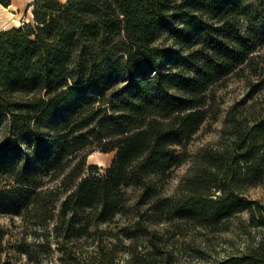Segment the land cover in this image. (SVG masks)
I'll use <instances>...</instances> for the list:
<instances>
[{"label": "trees", "instance_id": "16d2710c", "mask_svg": "<svg viewBox=\"0 0 264 264\" xmlns=\"http://www.w3.org/2000/svg\"><path fill=\"white\" fill-rule=\"evenodd\" d=\"M30 7L31 22L0 30V216L21 223L8 238L0 226V264H177L144 214L115 233L101 225L128 214L131 188L153 199V176L189 160L176 148L213 114L214 86L258 68L264 0ZM224 122L226 140L200 149L148 217L224 231L248 213L244 249L214 264H264V197L248 196L264 183V114ZM95 150L117 153L103 169L87 164Z\"/></svg>", "mask_w": 264, "mask_h": 264}, {"label": "rangeland", "instance_id": "374dc122", "mask_svg": "<svg viewBox=\"0 0 264 264\" xmlns=\"http://www.w3.org/2000/svg\"><path fill=\"white\" fill-rule=\"evenodd\" d=\"M1 5L4 6L0 2V7ZM26 15L28 16V14ZM6 16L8 18L13 17L11 12L6 11L5 13L4 9L0 8V26L6 23ZM12 24L18 26L20 20L16 22L15 18ZM0 30L8 29H1L0 27ZM253 60L260 61L257 69L245 68L219 82L212 89L210 96L214 99V102H212L213 114L191 140L186 143L185 147L176 148L177 150L186 151L189 160L173 171L153 176L152 187L155 194L153 199L143 200L141 197L142 191L131 188L129 192L132 201L128 214L117 216L113 221L102 224L101 229L115 233L126 226L133 228L134 222L140 214H144V218H140L144 231L147 228L158 231L168 244L169 249L179 257L177 264H214L244 249L246 238L241 233L239 226L240 218L247 220L248 213L231 219L228 230L224 231H214L194 226L186 221L168 223L160 220L156 223L148 215L151 213L150 206L155 199L173 196L178 193L182 180L190 174L192 157L200 149L207 146H218L226 140L224 138L227 135L224 133V121L232 109L238 117L243 115L255 118L264 114V48L260 49ZM116 153V151L109 153L100 150L91 151L87 157V164L97 165L103 169L108 168L115 159ZM248 196L251 199L263 198L264 183L251 188ZM20 224L18 217L0 216V226L5 230L6 238L12 234L18 235L21 229ZM8 249L10 251L14 250L13 247ZM17 264L27 263L22 260Z\"/></svg>", "mask_w": 264, "mask_h": 264}, {"label": "crops", "instance_id": "0c3cea01", "mask_svg": "<svg viewBox=\"0 0 264 264\" xmlns=\"http://www.w3.org/2000/svg\"><path fill=\"white\" fill-rule=\"evenodd\" d=\"M33 1L34 0H9L8 6H2L1 5L0 8L4 9L5 13H6V11H9L13 15L12 18H8L6 16L7 17L6 23L3 26H0L1 29H10L12 27H18V26L22 25L23 23L31 22L33 14H32V7H30V4ZM60 1L65 2L67 0H60ZM26 14H28V16ZM22 16H24L23 19H22ZM15 18H19V20H20V24L19 25L17 24L18 26H14L12 24V21Z\"/></svg>", "mask_w": 264, "mask_h": 264}, {"label": "bare ground", "instance_id": "6f19581e", "mask_svg": "<svg viewBox=\"0 0 264 264\" xmlns=\"http://www.w3.org/2000/svg\"><path fill=\"white\" fill-rule=\"evenodd\" d=\"M20 18V17H19ZM19 18H16V22H19ZM17 25V24H16Z\"/></svg>", "mask_w": 264, "mask_h": 264}]
</instances>
